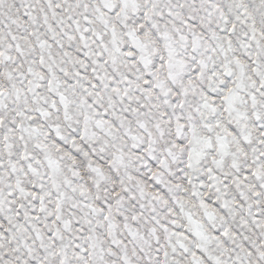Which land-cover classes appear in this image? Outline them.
I'll return each mask as SVG.
<instances>
[{
    "label": "snow or ice",
    "instance_id": "1",
    "mask_svg": "<svg viewBox=\"0 0 264 264\" xmlns=\"http://www.w3.org/2000/svg\"><path fill=\"white\" fill-rule=\"evenodd\" d=\"M0 264H264V0H0Z\"/></svg>",
    "mask_w": 264,
    "mask_h": 264
}]
</instances>
